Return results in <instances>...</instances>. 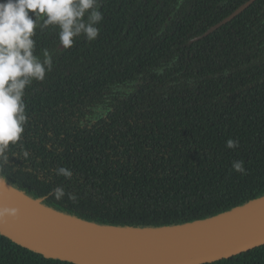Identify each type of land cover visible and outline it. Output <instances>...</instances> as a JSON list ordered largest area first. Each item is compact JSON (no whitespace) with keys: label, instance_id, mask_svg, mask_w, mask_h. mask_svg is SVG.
I'll return each mask as SVG.
<instances>
[{"label":"trees","instance_id":"obj_1","mask_svg":"<svg viewBox=\"0 0 264 264\" xmlns=\"http://www.w3.org/2000/svg\"><path fill=\"white\" fill-rule=\"evenodd\" d=\"M247 1L99 0L98 38L70 49L37 30L36 54L47 49L53 65L26 88L28 123L0 179L115 228L189 224L264 196V0L194 40ZM0 264L73 263L0 234ZM205 264H264V245Z\"/></svg>","mask_w":264,"mask_h":264},{"label":"water","instance_id":"obj_2","mask_svg":"<svg viewBox=\"0 0 264 264\" xmlns=\"http://www.w3.org/2000/svg\"><path fill=\"white\" fill-rule=\"evenodd\" d=\"M254 1L248 0L194 40L226 24ZM0 207L19 209V215L0 221L1 235L45 258L73 264H205L264 245V196L215 217L157 229L115 228L75 219L1 179Z\"/></svg>","mask_w":264,"mask_h":264},{"label":"clouds","instance_id":"obj_3","mask_svg":"<svg viewBox=\"0 0 264 264\" xmlns=\"http://www.w3.org/2000/svg\"><path fill=\"white\" fill-rule=\"evenodd\" d=\"M99 0H0V165L9 161L10 147L16 146L28 123L24 97L34 81H44L51 71V53L36 54L37 30H57L59 46L70 49L76 38H98L103 20ZM61 48V47H60ZM239 141L229 138L226 147L237 148ZM29 153L23 151L27 158ZM233 170L244 173L243 161H233ZM57 175L70 178V169L60 167ZM56 199L66 193L54 190ZM70 199L75 196L68 194ZM19 215V209L0 207V221Z\"/></svg>","mask_w":264,"mask_h":264}]
</instances>
